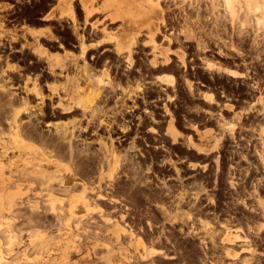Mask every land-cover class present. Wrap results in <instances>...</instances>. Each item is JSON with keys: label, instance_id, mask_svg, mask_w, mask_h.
Wrapping results in <instances>:
<instances>
[{"label": "flooded vegetation", "instance_id": "af4514ba", "mask_svg": "<svg viewBox=\"0 0 264 264\" xmlns=\"http://www.w3.org/2000/svg\"><path fill=\"white\" fill-rule=\"evenodd\" d=\"M51 9L52 0H0V84L6 88L0 99L31 108L20 114L21 122L32 121L61 153L72 148L84 160H93L84 162L80 183L96 185L103 156L126 158V180L134 179L147 189L139 203L157 206V212L146 211L150 219L160 220L156 229L149 226L150 219L145 222L146 233L159 239L170 255L161 264H246L248 258L250 264H264V136L242 134L253 128L242 125V117L233 119L248 96L264 105V67L254 65L261 57L215 50L222 67L241 69L243 76L238 77L253 79L241 81L247 89L234 91L203 70L212 61L209 55L192 49L164 61L155 58L149 41L118 55L115 47L91 41L99 35L94 31L98 26H86L83 7L82 12L73 8L78 22L69 17V25L60 21L70 11L55 17ZM249 85L257 94H251ZM205 94H214L217 101ZM198 100L220 107L205 108ZM228 111L230 117L222 119ZM219 123L226 133L217 134ZM229 124L235 127L227 129ZM60 125L66 127L67 139L57 136ZM210 129L216 134L206 133ZM250 140L256 142L252 145ZM114 191L107 190L112 195ZM135 201L139 200L118 198L112 204L128 210ZM202 220L211 223L220 244L228 230L242 238L221 245L208 239L204 245ZM135 222L136 218L134 229L143 231V224ZM187 237L199 242L202 255L178 245L179 238ZM227 250L238 256H226Z\"/></svg>", "mask_w": 264, "mask_h": 264}, {"label": "bare ground", "instance_id": "6f19581e", "mask_svg": "<svg viewBox=\"0 0 264 264\" xmlns=\"http://www.w3.org/2000/svg\"><path fill=\"white\" fill-rule=\"evenodd\" d=\"M94 1L80 0L86 12V23L89 16L105 10L102 7H94ZM215 1L211 0L213 4ZM107 2L106 7L113 5L117 9L114 14L112 13L110 19L113 22L121 19V7L125 3L122 0H108ZM216 3L215 5H217ZM69 5L68 17L72 18L74 22H78L73 4L69 3ZM160 5L158 2L154 7L160 9ZM181 8L185 11L184 6ZM175 18L184 24L189 22L185 12ZM162 24L166 25L167 21L163 19ZM107 31L106 28H103V32ZM134 43L135 41H132L124 47L117 41L115 50L118 55L123 54L125 50L131 52ZM147 43L156 45V41ZM207 47L208 45H205L203 48ZM232 47L236 49L234 44ZM219 53H223V50L220 49ZM206 66L210 71H224L232 77L243 76L238 71L222 67L213 61H207ZM5 89L3 84H0V94L4 93ZM205 98L214 101L213 94H205ZM29 109L31 108L28 106L15 107L12 99L6 102L0 99V115L8 113L5 115V119L9 126L5 128L0 119V264H82L83 260L95 258L96 247L101 245L106 246L108 250L97 264H132L146 260H151V262L143 264H156V258L171 259L167 251L155 249L153 246L148 248L142 238L132 240L130 239L132 237H129V243L135 246L137 251L139 248H143L145 253L139 252V254H134V257L128 255L129 245L122 241L125 228L95 202L96 199H99L112 203L118 199L103 192L107 188L112 190V177L111 181L103 184L106 176L103 167L110 161V157L103 156L100 159L101 168L96 185L92 181L74 183L73 180L76 177L83 176V169L79 166L77 156L73 151L75 149L70 148V151H67L69 153H64V150L61 153L52 138L45 135L41 129L39 130V127L32 124V121L21 122L20 114L29 112ZM232 127L235 126L229 124L226 128ZM57 130L56 134L58 133L59 138L67 139L65 126H58ZM262 134H264V128ZM70 141L67 143L71 146ZM125 159L124 157H115L112 172L118 170L121 162ZM70 182L74 183L71 187L69 186ZM90 193H95L96 197H92L89 195ZM82 206L87 212L77 213L76 211ZM26 207L30 211L28 214L22 211ZM95 212L102 215V226L106 229L97 221H94L95 225H91L94 223L91 221L92 223H87L84 226L83 219H87L89 222L92 218L91 214ZM107 224L109 225L107 226ZM112 224L113 229L109 228L112 227L110 226ZM206 224L210 223L206 222ZM103 231L110 232L116 240V245L119 243V246L114 248L108 243L103 236ZM230 231L228 230L226 233L223 242L236 243L242 238L239 235L231 237ZM54 232L56 233L54 234ZM100 238L103 241L106 240L107 243L106 241L105 243L100 242ZM244 239L246 242L250 241L248 237L244 236ZM89 243H92V246ZM22 247L24 248L21 249ZM252 251L255 250L252 249ZM225 255L233 258L238 256L236 253L232 254L230 250L225 251ZM74 258L77 259L73 260ZM245 262L249 264L250 259H246Z\"/></svg>", "mask_w": 264, "mask_h": 264}, {"label": "rangeland", "instance_id": "374dc122", "mask_svg": "<svg viewBox=\"0 0 264 264\" xmlns=\"http://www.w3.org/2000/svg\"><path fill=\"white\" fill-rule=\"evenodd\" d=\"M108 0H95L94 7H102L105 10L103 12H95L88 18V22L84 23L87 27H91L89 22H95L98 26V29H94V31L99 34L96 39H91V41H101L104 44V47H115L116 42L123 44L124 47L128 46L132 41H135L134 45H132L133 49H138L140 46V41H156V45L150 44V46L154 49L155 58L160 60H166L167 58L172 59L176 57L174 54H185L192 49H195L197 54H206L209 55V59L221 66H224L221 62H217L218 60H223L215 50H223V53L220 54H243L249 53L251 55H258L261 58H257L254 62V65L257 66V69L260 66L264 67V0H216L214 4L211 0H122L124 4L121 7V19L115 20L114 22L110 19L112 13L114 14L117 9L115 6L106 7V2ZM137 1V2H136ZM137 4H136V3ZM161 4L160 9L158 7H154L156 3ZM217 2V3H216ZM69 3L73 4V8L75 11L82 12L83 10L80 0H52V9L50 11V15H54L57 17L60 13L70 11ZM89 3V2H88ZM108 3V2H107ZM215 3L217 5H215ZM63 5V6H62ZM170 5V6H169ZM185 7V11L181 10L182 6ZM217 6V7H216ZM261 6L259 9H257ZM106 7V8H105ZM144 8V9H142ZM162 9V10H161ZM188 9V10H187ZM185 12L186 16L189 18V22L184 24L181 20L180 22L176 20L175 17L182 15ZM86 12L83 11L84 17L86 18ZM176 15V16H175ZM81 16V15H80ZM66 19H62L60 22L66 24H73L70 18L66 15ZM163 19L167 21V24H162ZM192 20V21H191ZM59 22V20H57ZM83 19L79 18L80 26H84L81 23ZM194 22V23H193ZM106 28L107 32H103L101 29ZM81 30V29H80ZM39 33H43L40 31ZM110 38V39H109ZM112 38V39H111ZM116 41V42H115ZM158 41H164L163 43H159ZM175 42V44L172 43ZM232 44H234L236 49H233ZM205 45H208L207 48H203ZM210 49V50H208ZM239 50V51H238ZM127 50L124 51L126 53ZM214 54L215 56L211 55ZM200 61L198 60V63ZM208 73L217 77L219 83L225 84L230 90L237 91L241 87L247 89V87L241 84V81L244 82H252V78H241V77H232L228 73L224 71H216L209 70L208 68L203 69ZM240 73L241 69H237ZM206 72V73H207ZM250 74H252L250 72ZM248 75V74H247ZM251 89V94L256 93L253 90V86L249 85L248 90ZM199 91V90H198ZM208 93V92H207ZM203 92H199L201 96ZM214 96V101L216 102L217 98ZM248 101L244 102L242 111L240 113H235L234 118L245 119L246 123L242 124L247 127H252L253 129L250 131L243 130L242 134L248 133L255 136H264L263 128L264 127V105L258 103L256 101L255 96L253 98H249ZM210 101L204 102L203 100H198V103L205 108H209L212 110H216L219 104L212 103ZM227 107L233 109L234 107L227 104ZM201 108V107H200ZM198 108V111L199 109ZM232 112L222 113L220 117L225 119L226 117H230ZM8 113H3L0 115V119L3 122V126L8 128V124L4 121L5 115ZM207 115V114H206ZM208 115L213 116V113L210 112ZM23 121H26L27 117L22 115ZM249 122H253L251 126H249ZM258 122V123H256ZM42 129L47 128L44 124H41ZM218 133L227 132L222 125L218 124ZM239 129L235 130L237 134ZM206 133L216 134V129H210ZM256 140H250V143L253 145ZM260 144V142H259ZM262 145L264 150V139L262 140ZM249 147H252L251 145ZM259 147V146H258ZM261 148V147H259ZM77 156V162L79 166L83 168L84 162L92 163L93 160H84L82 156ZM101 159V158H100ZM110 161L106 163L103 167V171L105 172V178L103 180V184H107L112 177V190L115 188V195H112V192H107V190L112 191L110 188L105 189L104 194L109 193L108 196H112V198H134L139 201H135L132 204H128L129 211L131 215H134L136 218L135 224L141 226L143 224V231L140 229H134L132 226L133 220L131 219V215L127 216L125 205L120 204H112L107 201L96 199L97 202L102 208L109 212L113 219L118 220V223L125 228V233L122 237V241L124 244L129 245V256L134 257V254H139V252L145 253L143 248H139L136 250L135 246L129 243L130 239L135 240L137 238H142L145 244L148 246H153V248L162 249L160 240L151 239V237L146 233V229L149 231V226L153 229H156L155 224H158L160 220L155 216L150 219L147 216L146 211L157 212V206L143 205L140 202V199L145 197V192L147 189L141 186L139 183H136L134 179L126 180V175L123 174V171L126 170L127 163L124 161L121 162L120 167L115 172L114 163L115 158L110 157ZM96 162V161H95ZM55 169V168H53ZM112 172V175H111ZM136 176V175H134ZM82 179L76 177L73 180L74 183H80ZM111 181V180H110ZM70 182L69 186L71 187L74 183ZM87 182V181H86ZM115 182V183H114ZM83 183V182H82ZM94 196H93V195ZM90 193L92 197H96L95 193ZM122 208L120 210H112L115 207ZM23 212L28 214L30 211L27 210V207L22 209ZM77 213H86V209L82 206L81 209L76 211ZM119 214H122L119 216ZM106 215V213H105ZM51 219L50 215L47 214ZM92 218L89 222L87 219H83L84 226L87 223H92L97 221L99 225H103L102 215L98 212L91 214ZM142 217V218H141ZM96 219V220H95ZM145 219H150V222H145ZM92 221V222H91ZM128 222V223H127ZM208 221H203L204 230L206 231L205 236L202 237V243L204 245L208 244V239L212 242L213 245H221L224 243H229L227 241L223 242V238L221 239V244L216 241V232L214 231V227L206 224ZM94 222L91 225H95ZM109 224H107L108 226ZM170 229L173 227L171 225L166 224ZM109 227L113 229V224ZM104 227V226H102ZM104 229H106L104 227ZM83 231V230H82ZM103 236H105L108 243L116 248L119 246V243L116 245V240L112 237L113 235L110 232L103 231ZM56 232H54L55 234ZM231 237H233L230 234ZM104 238V237H103ZM100 242L105 243V241L100 238ZM178 245L181 247H185L186 251L190 248L192 251L197 253L198 255H202L199 252V242L196 239L192 238H179ZM106 241V243H107ZM92 246V243H89ZM210 245V244H209ZM22 247L21 249H23ZM106 246H97L96 247V256L95 258L83 260L81 263H92L97 264L100 262L101 257L107 252ZM151 248V247H150ZM254 252V251H253ZM232 253V251H231ZM169 254V253H168ZM235 254V253H232ZM237 254V253H236ZM77 258H74L75 260ZM250 263L252 262L251 258ZM169 260L156 258V264H161V262ZM246 260V259H245ZM244 260V261H245ZM151 260H146L144 262H133L132 264H143L150 263ZM249 263V264H250ZM247 264V263H246Z\"/></svg>", "mask_w": 264, "mask_h": 264}]
</instances>
